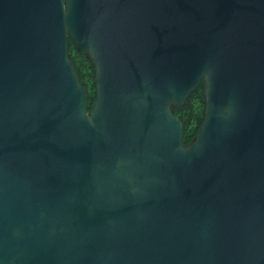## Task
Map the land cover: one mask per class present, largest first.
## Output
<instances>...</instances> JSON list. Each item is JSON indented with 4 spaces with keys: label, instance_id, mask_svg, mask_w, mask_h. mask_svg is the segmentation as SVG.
<instances>
[{
    "label": "water",
    "instance_id": "obj_1",
    "mask_svg": "<svg viewBox=\"0 0 264 264\" xmlns=\"http://www.w3.org/2000/svg\"><path fill=\"white\" fill-rule=\"evenodd\" d=\"M0 264H264V0H0Z\"/></svg>",
    "mask_w": 264,
    "mask_h": 264
},
{
    "label": "trees",
    "instance_id": "obj_2",
    "mask_svg": "<svg viewBox=\"0 0 264 264\" xmlns=\"http://www.w3.org/2000/svg\"><path fill=\"white\" fill-rule=\"evenodd\" d=\"M68 55L74 64L80 82L84 83L87 91V109L95 98V69L93 63L82 53L76 50L73 40L68 36ZM203 81L187 97L180 108H172L173 113L182 122V144L190 141L197 132V128L204 118L205 98Z\"/></svg>",
    "mask_w": 264,
    "mask_h": 264
}]
</instances>
